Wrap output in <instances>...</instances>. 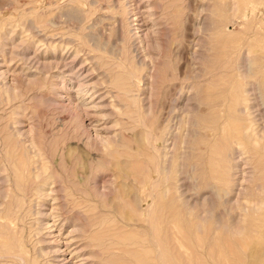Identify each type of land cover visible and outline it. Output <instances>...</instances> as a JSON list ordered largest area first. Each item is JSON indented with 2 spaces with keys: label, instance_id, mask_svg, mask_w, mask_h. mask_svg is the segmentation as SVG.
I'll return each mask as SVG.
<instances>
[{
  "label": "rangeland",
  "instance_id": "rangeland-1",
  "mask_svg": "<svg viewBox=\"0 0 264 264\" xmlns=\"http://www.w3.org/2000/svg\"><path fill=\"white\" fill-rule=\"evenodd\" d=\"M0 94V264H264V0H0Z\"/></svg>",
  "mask_w": 264,
  "mask_h": 264
},
{
  "label": "bare ground",
  "instance_id": "bare-ground-1",
  "mask_svg": "<svg viewBox=\"0 0 264 264\" xmlns=\"http://www.w3.org/2000/svg\"><path fill=\"white\" fill-rule=\"evenodd\" d=\"M225 4V3H224ZM233 7V6H232ZM70 12V11H69ZM224 14V13H223ZM222 15V14H221ZM230 15V14H229ZM224 16L225 15H222L221 17H220V21L222 20H224L225 18H224ZM152 17V16H151ZM224 18V19H223ZM217 22V21H216ZM38 23V22H37ZM214 23V22H213ZM209 24V23H208ZM219 27H220V24H219ZM107 28V27H106ZM221 28V27H220ZM219 29V28H218ZM221 32H223V31H221ZM225 32V31H224ZM226 34V33H225ZM220 35V34H219ZM223 36V35H222ZM221 36V37H222ZM217 39H218V37H217ZM95 41V40H94ZM233 41V40H232ZM217 42V41H216ZM94 43V42H93ZM232 45V44H231ZM228 47H230V46H228ZM231 48V47H230ZM30 57V56H29ZM243 57V56H242ZM152 58V57H151ZM241 58V57H240ZM242 59V58H241ZM196 61V60H195ZM242 61V60H241ZM45 63H46V61H45ZM48 65V64H47ZM51 65H52V63H51ZM55 65V64H54ZM150 65V64H149ZM242 65V64H241ZM240 66V65H239ZM247 67V66H246ZM72 69V68H71ZM246 70V69H245ZM73 71V70H72ZM69 74V73H68ZM134 74V73H133ZM2 75V74H1ZM117 75V74H116ZM74 76V75H73ZM122 76V75H121ZM131 76H132V74H131ZM123 77V76H122ZM242 77H243V74H242ZM77 78V77H76ZM115 78V77H114ZM126 79V78H125ZM128 79H130V78H128ZM128 79H127V81H128ZM129 82V81H128ZM116 83V82H115ZM121 83V82H120ZM121 84H123V83H121ZM130 84V83H129ZM250 85H252L251 83H249ZM248 84V85H249ZM82 85V84H81ZM81 85L80 84H78V86H79V88H78V90H76L77 91V93H79V92H82V91H84V89H82V87H81ZM125 85V84H124ZM244 86V85H243ZM5 87H6V85H5ZM246 87V89H247V86H245ZM249 88H251L250 86H248ZM9 88V89H8ZM248 88V89H249ZM255 88V87H254ZM7 89L8 90H5L6 92L7 91H9L10 92V87L8 86L7 87ZM127 89V88H126ZM196 89V88H195ZM246 89H245V92H247L246 91ZM12 90V89H11ZM202 90V89H201ZM216 90V89H215ZM18 91V90H17ZM203 91H204V89H203ZM209 91V90H208ZM245 92H244V94H245ZM252 92H253V90H252ZM262 92V91H261ZM204 93H205V91H204ZM232 93V92H231ZM248 94H249V92H247ZM246 93V94H247ZM10 94V93H9ZM17 94V93H16ZM19 94V93H18ZM17 94V95H18ZM233 94V93H232ZM250 94H252V93H250ZM1 95V94H0ZM15 96V95H14ZM197 96V95H196ZM210 96V95H209ZM11 97V96H10ZM229 97V96H228ZM250 97V96H249ZM254 97V96H253ZM1 98V97H0ZM212 98V97H211ZM199 99V98H198ZM254 99V98H253ZM264 99V98H263ZM67 100V99H66ZM203 101H204V99H203ZM207 102V101H206ZM248 102H249V100H248ZM252 103H253V100H252ZM208 104V103H207ZM231 104V103H230ZM210 106V105H209ZM208 106V107H209ZM249 107L251 106V104L250 105H248ZM214 107V106H213ZM253 108V107H252ZM256 108V107H255ZM210 109V108H209ZM213 109V108H212ZM232 109H234V108H232ZM244 109H245V107H244ZM244 109H242V110H244ZM251 109V108H250ZM240 109L239 108H237V111H239ZM256 110V109H255ZM264 111V110H263ZM86 112V111H85ZM241 112V111H240ZM217 113V112H216ZM89 114V113H88ZM251 114V113H250ZM233 115V114H232ZM246 115V114H245ZM259 115H260V112H259ZM12 116V115H11ZM208 116V115H207ZM249 116V115H248ZM256 116V115H255ZM258 116V115H257ZM262 116V115H261ZM85 117V116H84ZM235 117V116H234ZM225 118H226V116H225ZM200 119H202V118H200ZM251 119V118H250ZM255 119V118H254ZM258 119H260V118H258ZM261 119H262V117H261ZM212 120V119H211ZM16 121V120H15ZM249 121V120H248ZM201 122V121H200ZM254 122V121H253ZM252 122V123H253ZM233 124H236L235 122L233 123ZM255 124V123H254ZM249 125H250V123H249ZM244 126V125H243ZM242 126V127H243ZM217 127V126H216ZM234 127H236V126H234ZM248 127V126H247ZM261 127V126H260ZM246 128V127H245ZM252 128H253V126H252ZM261 128H264V127H261ZM218 129V128H217ZM247 129V128H246ZM256 130V129H255ZM260 130V129H259ZM163 131V130H162ZM194 131V130H193ZM242 131H243V129H242ZM256 131H258V129L256 130ZM263 131H264V129H263ZM19 132V131H18ZM20 132H22V131H20ZM19 132V133H20ZM253 132H254V130H253ZM259 132V131H258ZM258 132H256V133H258ZM241 133V132H240ZM246 132L244 131V134H245ZM260 133V132H259ZM92 134V133H91ZM165 134V133H164ZM199 134V133H198ZM247 134V133H246ZM245 134V135H246ZM263 135V134H262ZM262 135H260L261 137H262ZM9 136V135H8ZM20 136V135H19ZM224 137H225V140L227 139V141L226 142H224V141H222V142H220V143H215L216 145H215V147H213V150H212V159H211V164L213 165V167H212V169H210L211 171H215L216 173H219L218 175H219V177H220V183H221V185H222V190L223 191H225V192H230L229 190H228V188H227V185H228V182L226 181H224L223 182V180H224V171H225V167H227V166H225L224 165V161L225 162H228V161H230V160H234V159H232V155H234L233 153H236V155H238V153L235 151V148L236 147H234V146H232V142H233V140H230V141H228V137H229V134H225L224 135ZM244 137V136H243ZM252 137V135L251 136H249L248 138H251ZM258 137V136H257ZM260 137V138H261ZM205 138V137H204ZM245 138V137H244ZM247 137H246V139L247 140H249ZM253 138H254V135H253ZM251 139V141L252 140H254V139ZM259 138V137H258ZM262 139V138H261ZM6 141V140H5ZM100 141H101V139H100ZM195 141V140H194ZM220 141V140H219ZM250 141V145H251V143H253V142H251ZM258 141V140H257ZM14 142V141H13ZM13 142H12V144H13ZM247 142V141H246ZM246 142H245V144H246ZM5 143V142H4ZM233 144H234V142H233ZM249 144V143H248ZM257 144V143H256ZM260 144V143H259ZM237 145V144H236ZM239 145V144H238ZM237 145V146H238ZM261 145V144H260ZM262 145L264 146V142L262 143ZM9 146V145H8ZM11 146V145H10ZM239 146H241V145H239ZM247 146V145H246ZM191 147V146H190ZM249 147V146H248ZM242 148V147H241ZM189 149H191V148H189ZM255 149V148H254ZM194 150V149H193ZM237 150V149H236ZM249 150H250V148H249ZM235 151V152H234ZM238 151V150H237ZM240 151V150H239ZM256 151V150H255ZM255 151H253V152H255ZM14 152V151H13ZM28 152V151H27ZM21 153V152H20ZM196 153V152H195ZM17 154V153H16ZM251 154V153H250ZM259 154V153H258ZM241 155V154H240ZM245 155V154H244ZM252 156H253V154H252ZM189 157V156H188ZM8 158H10V160H11V158H13L12 156H9ZM57 158V157H56ZM190 158H192L191 156H190ZM256 158V156L254 157V159ZM169 159V158H168ZM237 159V158H236ZM239 159V158H238ZM206 160V159H205ZM204 161V160H203ZM56 162H57V160H56ZM144 162V161H143ZM257 162V161H256ZM194 163V162H193ZM200 163V162H199ZM204 163V162H203ZM206 163V162H205ZM240 163V162H239ZM262 163V162H261ZM57 164V163H56ZM145 164V163H144ZM258 164V163H257ZM263 164V163H262ZM44 165V164H43ZM49 165V164H48ZM58 165V164H57ZM189 165V164H188ZM227 165H228V163H227ZM236 165V164H235ZM252 165V164H251ZM254 165H256V164H254ZM191 166H192V164H191ZM262 166V165H261ZM196 167V166H195ZM235 167V166H234ZM234 167H233V169H234ZM238 167V166H237ZM253 167V166H252ZM44 168H46V166L44 167ZM191 168V167H190ZM196 168H198V167H196ZM248 168V167H247ZM254 168V167H253ZM262 169H263V167H261ZM260 168V169H261ZM54 169V168H53ZM59 169V168H58ZM206 169V168H205ZM237 169V168H236ZM235 169V170H236ZM262 169H261V172H262ZM207 170V169H206ZM257 170V169H256ZM25 171V170H24ZM30 171V170H29ZM74 171V170H73ZM205 171V170H204ZM209 171V170H208ZM252 171V170H251ZM251 171H249V172H251ZM258 171V170H257ZM38 172V171H37ZM166 172V171H165ZM207 172V171H206ZM230 172H231V170H230ZM235 172V171H234ZM253 172H255V170L253 171ZM264 172V171H263ZM40 173V172H39ZM53 173H54V170H53ZM203 173V172H202ZM201 173V174H202ZM237 173V172H236ZM37 174V173H36ZM193 174V173H192ZM207 174H209V173H207ZM250 174V173H249ZM264 174V173H263ZM18 175V174H17ZM71 175V174H70ZM232 175H234V174H232ZM237 175V174H236ZM248 175V174H247ZM25 176H26V174H25ZM77 176V175H76ZM166 176V175H165ZM229 176V175H228ZM16 177V176H15ZM35 177V176H34ZM37 177V176H36ZM54 177V176H53ZM52 177V178H53ZM207 177V176H206ZM209 177V176H208ZM236 177V176H235ZM260 177H261V174H260ZM211 178V177H210ZM228 178V177H227ZM241 178V177H240ZM242 178H244V177H242ZM264 178V177H263ZM262 178V179H263ZM9 179H10V176H9ZM23 179V178H22ZM34 179V178H33ZM73 179V178H72ZM79 179V178H78ZM88 179V178H87ZM245 179H247L246 177H245ZM30 180V179H29ZM207 180H209V179H207ZM257 180H260V178L258 179V177H257ZM264 180V179H263ZM263 180H262V182H263ZM18 181V180H17ZM45 181H46V179H45ZM232 181H234V180H232ZM38 182V181H37ZM47 182V181H46ZM235 182V181H234ZM238 182H240V181H238ZM253 182V181H252ZM218 183V182H217ZM225 183V184H224ZM241 183V182H240ZM258 183V182H257ZM257 183H254V184H257ZM21 184H22V182H21ZM34 184V183H33ZM45 184H47V183H45ZM52 184V183H51ZM207 184H209V186L212 188V189H218V186H217V184L214 182V181H212V180H209V181H207L206 182V186H207ZM224 184V185H223ZM236 184V183H235ZM226 185V186H225ZM234 185V184H233ZM249 185V184H248ZM257 185H262L261 183H258ZM235 187H236V185H234ZM263 186V185H262ZM234 187V188H235ZM37 188V187H36ZM208 188V187H207ZM252 188V187H251ZM14 190V189H13ZM231 190V189H230ZM243 190H244V188H243ZM37 191V190H36ZM51 191V190H50ZM167 191V190H166ZM222 191V192H223ZM254 191V190H253ZM70 192V191H69ZM68 192V193H69ZM216 192V191H215ZM234 191H231V193H233ZM250 192V191H249ZM227 193V194H228ZM71 194V193H70ZM206 194V193H205ZM230 194V193H229ZM250 194V193H249ZM253 194H254V192H253ZM259 194V193H258ZM257 194V195H258ZM18 195H20V194H18ZM32 195H34V194H32ZM72 195H73V193H72ZM222 195H224V194H222ZM217 196H218V194H217ZM47 197V196H46ZM209 197V196H208ZM220 197V196H219ZM223 197V196H222ZM131 198V197H130ZM170 199V198H169ZM208 199H210V198H207V200ZM217 199H219V198H217ZM66 200V199H65ZM226 200V199H225ZM228 200V199H227ZM232 200V199H231ZM236 200V199H235ZM234 200V201H235ZM19 201V200H18ZM34 201V200H33ZM129 201H131V200H129ZM206 201V200H205ZM204 201V202H205ZM254 201V200H253ZM261 200H259V201H255L256 203L257 202H259V203H262V202H260ZM63 202H65V201H63ZM81 202V201H80ZM221 202V201H220ZM230 202V201H229ZM73 203V202H72ZM132 203V202H131ZM65 204V203H64ZM77 203H75V205H76ZM83 204V203H82ZM182 204V203H181ZM185 204H187V202L185 203ZM219 204V203H218ZM223 204V203H222ZM236 204V203H235ZM73 205V204H72ZM192 205H194V204H192ZM230 205H231V202H230ZM237 205V204H236ZM43 206V205H42ZM183 208H185V206L186 205H184L183 204ZM188 206V205H187ZM186 206V207H187ZM54 207V206H53ZM193 207H195V205L193 206ZM70 208V207H69ZM68 208V209H69ZM72 208V207H71ZM70 208V209H71ZM135 209V208H134ZM39 210V209H38ZM98 210V209H97ZM184 210V209H183ZM22 211V210H21ZM42 211V210H41ZM102 211V210H101ZM187 211H189L188 210V207H187ZM187 211H186V214H187ZM40 212V211H39ZM84 212V211H83ZM85 212H88V211H85ZM168 212V211H167ZM182 212V211H181ZM194 212V211H193ZM38 213V212H37ZM36 213V214H37ZM65 213H68V210L65 212ZM166 213V212H165ZM164 213V214H165ZM185 213V212H184ZM188 213H191V212H188ZM195 213V212H194ZM42 214V213H41ZM61 214V213H60ZM64 214V213H63ZM74 214V213H73ZM181 214V213H180ZM183 214V213H182ZM193 214V213H192ZM201 214V218L203 217L202 216V213H200ZM228 214V213H227ZM40 215V214H39ZM62 215V214H61ZM167 215V214H166ZM213 215V214H212ZM165 216V215H164ZM198 216V215H197ZM46 217V216H45ZM190 217V216H189ZM194 216H192V218H193ZM213 217V216H212ZM66 218V217H65ZM75 218V217H74ZM88 218H90V217H88ZM187 218V217H186ZM192 218H190V219H192ZM197 219V221H196V223L198 222V217H196ZM63 219V218H62ZM87 219V218H86ZM189 219V220H190ZM204 219V218H203ZM229 219V218H228ZM79 220H82L81 218L79 219ZM193 220V219H192ZM202 220V219H201ZM62 221V220H61ZM206 221V220H205ZM264 220H263V218H262V222H263ZM192 222V221H191ZM203 222V221H202ZM213 222H215V221H213ZM217 222V221H216ZM88 223V222H87ZM91 223V222H90ZM195 223V224H196ZM200 223V222H199ZM226 223V222H225ZM225 223H223V224H225ZM250 223V222H249ZM73 224V223H72ZM103 224V223H102ZM222 224V223H221ZM232 224V226L233 225H235V223L233 224V223H231ZM75 225V224H74ZM85 225V224H84ZM201 226H202V224H200ZM219 225V224H218ZM217 225V226H218ZM76 226V225H75ZM192 226V225H191ZM206 226H208V224L206 225ZM221 226V225H220ZM225 226V225H224ZM254 226H256L255 224H254ZM199 227V224H197V226H196V228H195V230L197 229ZM227 226H225V228H226ZM200 228V227H199ZM198 228V230L197 231H200L201 229H199ZM201 228H203V226L201 227ZM205 228H207V227H205ZM212 228V227H211ZM224 228V227H223ZM234 228V227H233ZM61 229V228H60ZM99 229H100V227H99ZM102 229V228H101ZM192 229V228H191ZM213 229V228H212ZM229 229H232L231 228V226L229 227ZM76 231H78V228L77 229H75ZM74 230V231H75ZM117 230V229H116ZM208 230V229H207ZM96 231V230H95ZM98 231V230H97ZM103 232V231H102ZM102 232H101V234H99V236H101L102 235ZM106 232V231H105ZM108 232H111V231H108ZM201 232V231H200ZM199 232V233H200ZM88 233V232H87ZM95 234H97V236H98V233H96V232H94ZM173 233H174V231H173ZM183 233V232H182ZM207 233V232H206ZM223 233V232H222ZM104 234V233H103ZM125 234H126V232H125ZM106 235H108V234H106ZM119 235H121V234H118L117 235V237L119 236ZM169 235H171V233L169 234ZM183 235H184V233H183ZM223 235V234H222ZM110 236H112L111 234H110ZM174 236V235H173ZM206 236H208V234H206ZM209 236H211V237H213L212 239L213 240H215V238H216V236L214 235V232H212V233H209ZM75 237V236H74ZM88 237V236H87ZM121 237V236H120ZM224 236H222L221 238H223ZM94 238V237H93ZM107 238H108V236H107ZM113 238H115V237H113ZM98 239V238H97ZM101 239V238H100ZM184 239V238H183ZM104 240V239H103ZM108 240H110V239H108ZM166 240V239H165ZM176 241L175 243H177L178 242V240H179V238H178V236H174L173 237V239H172V241ZM101 241V240H100ZM181 241V240H180ZM199 241V240H198ZM99 242V241H98ZM190 242V241H189ZM224 242V241H223ZM86 243V242H85ZM110 243V242H109ZM116 243V242H115ZM167 243V242H166ZM174 243V244H175ZM234 243V242H233ZM112 244V243H111ZM170 244V243H169ZM178 244V246H176L175 247V250H176V252L178 253V254H181V255H183L184 257H185V255L187 254V252H186V249H182L183 247L181 246H179V242L177 243ZM183 244V243H182ZM221 244V243H220ZM80 245V244H79ZM183 245H185V244H183ZM211 245V244H210ZM222 245V244H221ZM229 245H232V244H229ZM82 246H86V245H82ZM81 247V246H80ZM140 247H142V246H140ZM139 247V248H140ZM163 247V246H162ZM209 247V246H208ZM215 247V246H214ZM214 247H213V245H212V247L210 248L211 250H214ZM229 247V246H228ZM82 248V247H81ZM80 248V249H81ZM84 249H85V247H83ZM83 248L81 249L83 252H84V250H83ZM88 248V247H87ZM86 248V249H87ZM105 248V247H104ZM104 248H102L101 249V251L104 249ZM123 248V247H122ZM122 248H119V249H122ZM204 248V247H203ZM226 248H227V246H226ZM232 249L231 250H233V245H232V247H231ZM208 249V248H207ZM80 250V251H81ZM132 250H136V249H132ZM139 250V249H138ZM155 250H156V248H155ZM199 250V249H198ZM227 250V249H226ZM230 250V249H229ZM228 250V252L230 253V251ZM77 251H79V249H77ZM100 251V250H99ZM104 251V250H103ZM106 251V250H105ZM109 251H111V250H108V253H109ZM122 252H123V250H121ZM126 251H129V249L128 250H126ZM215 251V250H214ZM97 252H98V250H97ZM153 252V251H152ZM175 252V253H176ZM191 252H192V249H191ZM219 252H221L220 250H218V253ZM232 252H234L235 254H236V252L235 251H232ZM239 252V251H238ZM141 253V252H140ZM143 253V252H142ZM194 253V252H193ZM216 253V252H215ZM228 253V254H229ZM95 254V253H94ZM153 254H155L156 255V253H154L153 252ZM158 254V253H157ZM212 254H214L213 252H212ZM81 255H83V253L81 254ZM91 255V254H90ZM89 255V256H90ZM106 255H108L107 253H106ZM138 255V254H137ZM159 255V254H158ZM198 255V254H197ZM232 255V254H231ZM79 256H80V252H79ZM88 256V254H87V257H89ZM139 256V255H138ZM137 256V257H138ZM154 256V255H153ZM152 256V257H153ZM160 256V255H159ZM193 256V255H192ZM215 256V255H214ZM18 257V259L19 260H23V258H22V256H17ZM83 257V256H82ZM86 257V256H85ZM98 257V256H97ZM117 257V256H116ZM136 257V258H137ZM157 257V256H156ZM155 257V258H156ZM194 257V256H193ZM65 258V257H64ZM63 258V259H64ZM95 258V257H94ZM104 258H107V256L106 257H104ZM111 258V257H110ZM110 258H108V260L110 259ZM121 258V257H120ZM222 258V257H221ZM220 258V259H221ZM223 258H225V257H223ZM61 259V258H60ZM83 259V261L85 260V259H87V258H81V260ZM159 259H160V257H159ZM169 259H170V257H169ZM185 259V258H184ZM196 259V258H195ZM207 259V258H206ZM228 259V258H227ZM65 260V259H64ZM88 260H89V258H88ZM87 260V261H88ZM90 260H92V259H90ZM139 260V259H138ZM161 260V259H160ZM194 260V259H193ZM201 260V259H200ZM223 260V259H222ZM62 261V260H61ZM162 261V260H161ZM23 262V261H22ZM59 262H60V260H59ZM82 262V261H81ZM85 262V261H84ZM89 262H91V261H89ZM88 262V263H89ZM109 262V261H108ZM149 262V261H148ZM194 262V261H193ZM193 262H191V263H193ZM214 262H216V261H214ZM224 262V261H223ZM227 262V261H226ZM21 263V262H20ZM61 263V262H60ZM87 263V264H88ZM151 263V262H150ZM157 263V262H156ZM159 263V262H158ZM196 263V262H195ZM26 264V263H25ZM29 264V263H28ZM108 264V263H107ZM115 264V263H114ZM154 264V263H153ZM166 264V263H165ZM200 264V263H199ZM201 264H203V263H201ZM205 264V263H204ZM229 264V263H228ZM238 264V263H237Z\"/></svg>",
  "mask_w": 264,
  "mask_h": 264
}]
</instances>
